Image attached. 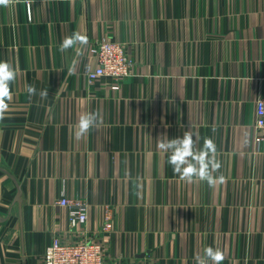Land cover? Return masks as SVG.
I'll return each instance as SVG.
<instances>
[{
	"label": "crops",
	"instance_id": "0c3cea01",
	"mask_svg": "<svg viewBox=\"0 0 264 264\" xmlns=\"http://www.w3.org/2000/svg\"><path fill=\"white\" fill-rule=\"evenodd\" d=\"M26 1L0 6V61L18 70L0 121V264H42L55 235L71 238L63 197L89 204V234L112 218L107 264H196L208 246L221 264H264V0H32L31 20ZM75 31L88 44L69 75L75 49L59 45ZM103 38L129 43L117 90L87 80ZM86 112L99 125L76 139ZM185 131L214 141L223 183L173 173L158 138Z\"/></svg>",
	"mask_w": 264,
	"mask_h": 264
},
{
	"label": "clouds",
	"instance_id": "9594fccd",
	"mask_svg": "<svg viewBox=\"0 0 264 264\" xmlns=\"http://www.w3.org/2000/svg\"><path fill=\"white\" fill-rule=\"evenodd\" d=\"M23 0H0V6L14 9L17 4ZM32 0H27L30 7ZM88 44V37L79 31L65 36L59 45L60 52H66L69 49H75L68 73H75L80 58L83 55V48ZM18 76V70L8 61H0V121L6 118V113L10 111V102L13 100L11 84ZM25 91L31 96L37 94L34 85H25ZM41 99L48 97V90L39 92ZM100 116L98 112H86L80 115L76 125L75 137L81 139L88 131L99 125ZM215 131V128H213ZM191 131H185L182 136L169 139L166 134L158 138L157 147L161 152L168 154L167 163L172 171L181 181L195 183L197 181H206L208 185L214 186L217 183H223L224 177L214 176L213 173L221 168V162L217 159V150L214 141L211 138H205L203 147L199 148V138L195 137ZM225 259V254L218 248L212 246L205 247L202 254L195 256L196 264H221Z\"/></svg>",
	"mask_w": 264,
	"mask_h": 264
},
{
	"label": "built area",
	"instance_id": "2783aa9c",
	"mask_svg": "<svg viewBox=\"0 0 264 264\" xmlns=\"http://www.w3.org/2000/svg\"><path fill=\"white\" fill-rule=\"evenodd\" d=\"M28 19L32 10L27 4ZM89 52L96 59L94 69L87 71L88 83L110 79L117 90L121 83L132 77L133 61L128 42H116L103 38L89 44ZM256 118L252 125V144L264 142V96L256 101ZM59 206L69 210L70 239L55 235L42 258V264H107V251L103 242L106 234L112 233L114 224L110 216L94 233L84 229L88 221L89 204L79 198L63 197Z\"/></svg>",
	"mask_w": 264,
	"mask_h": 264
}]
</instances>
